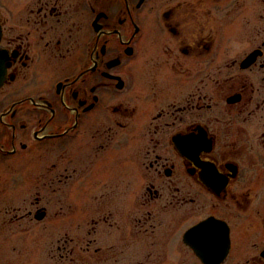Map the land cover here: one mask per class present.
<instances>
[{
  "label": "flooded vegetation",
  "instance_id": "obj_1",
  "mask_svg": "<svg viewBox=\"0 0 264 264\" xmlns=\"http://www.w3.org/2000/svg\"><path fill=\"white\" fill-rule=\"evenodd\" d=\"M0 74L5 264H264V0H0Z\"/></svg>",
  "mask_w": 264,
  "mask_h": 264
},
{
  "label": "rangeland",
  "instance_id": "obj_2",
  "mask_svg": "<svg viewBox=\"0 0 264 264\" xmlns=\"http://www.w3.org/2000/svg\"><path fill=\"white\" fill-rule=\"evenodd\" d=\"M16 203V201H14ZM18 205V204H16ZM7 208L6 205L4 206V209ZM60 208L58 206H52L50 212L53 216L54 212L59 210ZM9 210V209H8ZM61 210V209H60ZM62 214H66V216H64V219H68V220H72L73 222L75 221V216L77 214V206L75 204V202L71 203V204H64L63 208L61 210ZM61 215V214H60ZM58 218H61V216H58ZM55 221H53V224H57L58 220L54 219ZM46 225V224H45ZM44 224L40 223L39 225L37 223H35L34 226H30L31 231L26 232L25 234H21L20 239H19V244L21 245H26V246H32V245H36V246H40V247H45L47 245H51V244H56L55 243V235L53 232L51 234V236H48V234H45V230H46V226ZM54 228V227H52ZM67 228L68 229H73V227H71L70 225L67 224ZM74 244V243H72ZM11 260V259H10ZM38 260V258H37ZM5 258H3L0 255V264H5ZM33 264H43L39 261L37 262H33Z\"/></svg>",
  "mask_w": 264,
  "mask_h": 264
},
{
  "label": "snow or ice",
  "instance_id": "obj_3",
  "mask_svg": "<svg viewBox=\"0 0 264 264\" xmlns=\"http://www.w3.org/2000/svg\"><path fill=\"white\" fill-rule=\"evenodd\" d=\"M201 229L207 235L208 244H209V246H211L215 237L219 233V228L217 226L211 224V223H208V224L201 225Z\"/></svg>",
  "mask_w": 264,
  "mask_h": 264
},
{
  "label": "water",
  "instance_id": "obj_4",
  "mask_svg": "<svg viewBox=\"0 0 264 264\" xmlns=\"http://www.w3.org/2000/svg\"><path fill=\"white\" fill-rule=\"evenodd\" d=\"M3 60H5V59H3ZM1 81H2V77H1V74H0V83H1ZM219 261V260H218Z\"/></svg>",
  "mask_w": 264,
  "mask_h": 264
}]
</instances>
